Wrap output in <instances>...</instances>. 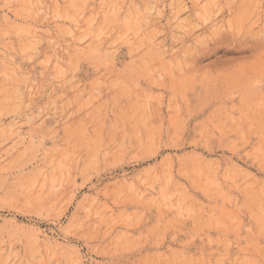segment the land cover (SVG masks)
I'll use <instances>...</instances> for the list:
<instances>
[{
	"label": "rangeland",
	"instance_id": "rangeland-1",
	"mask_svg": "<svg viewBox=\"0 0 264 264\" xmlns=\"http://www.w3.org/2000/svg\"><path fill=\"white\" fill-rule=\"evenodd\" d=\"M0 264H264V0H0Z\"/></svg>",
	"mask_w": 264,
	"mask_h": 264
}]
</instances>
